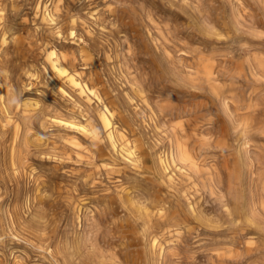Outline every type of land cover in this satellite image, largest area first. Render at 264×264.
<instances>
[{
    "label": "rangeland",
    "instance_id": "rangeland-1",
    "mask_svg": "<svg viewBox=\"0 0 264 264\" xmlns=\"http://www.w3.org/2000/svg\"><path fill=\"white\" fill-rule=\"evenodd\" d=\"M0 264H264V0H0Z\"/></svg>",
    "mask_w": 264,
    "mask_h": 264
}]
</instances>
